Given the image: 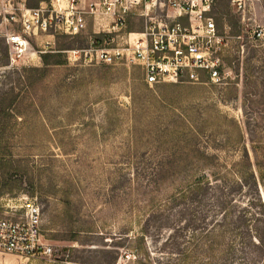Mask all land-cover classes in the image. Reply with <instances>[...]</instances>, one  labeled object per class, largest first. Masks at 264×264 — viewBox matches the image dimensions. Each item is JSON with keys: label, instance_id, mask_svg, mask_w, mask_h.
Masks as SVG:
<instances>
[{"label": "rangeland", "instance_id": "rangeland-1", "mask_svg": "<svg viewBox=\"0 0 264 264\" xmlns=\"http://www.w3.org/2000/svg\"><path fill=\"white\" fill-rule=\"evenodd\" d=\"M213 4L221 85L149 87L136 67L70 62L87 35L33 40L53 44L9 69L0 40V160L18 182L0 214L36 198L57 260L0 264H264V36L251 38L264 0Z\"/></svg>", "mask_w": 264, "mask_h": 264}, {"label": "built area", "instance_id": "built-area-1", "mask_svg": "<svg viewBox=\"0 0 264 264\" xmlns=\"http://www.w3.org/2000/svg\"><path fill=\"white\" fill-rule=\"evenodd\" d=\"M29 2L0 0V40L9 69L29 66L53 44L47 41L38 51L33 40L87 35L86 48L67 52L70 62L136 67L149 87L197 83L202 76L221 85L230 77L220 58L226 37L216 27L213 0H38L35 7ZM251 35L260 41L264 33ZM23 199L13 214L9 205L0 214V253L28 263H57L42 234L37 199ZM123 257L135 258L130 253Z\"/></svg>", "mask_w": 264, "mask_h": 264}, {"label": "trees", "instance_id": "trees-1", "mask_svg": "<svg viewBox=\"0 0 264 264\" xmlns=\"http://www.w3.org/2000/svg\"><path fill=\"white\" fill-rule=\"evenodd\" d=\"M8 110H11V103H8L4 108L0 106V118L1 117H8ZM7 113V115L5 114ZM255 149V148H254ZM247 165L251 167L250 163L248 162ZM257 170L259 172L260 179L264 181V166L261 164L260 161L256 162ZM10 168L8 167L7 161L5 158L0 160V197L4 195L5 192H13L16 188H18V182L14 183L12 186L7 184V181L10 179ZM20 185L22 181H19ZM201 186V183H200ZM261 242V239H259Z\"/></svg>", "mask_w": 264, "mask_h": 264}]
</instances>
